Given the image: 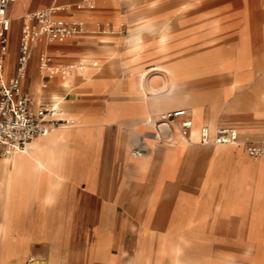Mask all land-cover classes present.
Here are the masks:
<instances>
[{"label": "crops", "instance_id": "0c3cea01", "mask_svg": "<svg viewBox=\"0 0 264 264\" xmlns=\"http://www.w3.org/2000/svg\"><path fill=\"white\" fill-rule=\"evenodd\" d=\"M81 1L16 0L8 6L11 23L3 55L0 42L5 76L16 72L21 19L26 14L62 6L53 16L82 20L84 31L63 40L42 38L29 60L22 92L34 98V108L56 105L57 116L64 121L35 137L26 152L6 154L0 146V182L16 187L18 197L11 194L7 215L0 213V264L6 258L7 229L29 239L28 255L51 258L55 264H264V196L259 199L257 191L249 190L244 198L240 181L222 182L240 178L245 171L250 184H264V154L253 157L244 148V140L253 141L261 134L264 139V0H206V28H218L213 34L206 32V59L219 60L222 66L223 60L231 61L234 66L226 70L221 66L218 73L231 74L236 87L250 92L251 101L242 118L218 123L211 118L213 125L201 123L208 118L204 111L192 106L190 113L179 97L164 102L149 95L145 103H132L126 94L137 89L136 74L125 80L123 73L135 63L129 53L111 54L117 42L105 45L112 41L95 37L116 34L114 23L101 20L91 28L95 11L115 22L123 16V22L133 27L190 3L184 9L187 18L194 0H97L92 8ZM41 53L54 64L82 62L91 69L73 77L80 79L77 83L72 75L51 76L39 69ZM94 58L104 70L98 61H89ZM58 97L63 102L55 104ZM165 106L185 109L195 129L208 126L212 134L219 125L238 132L235 122L246 125L240 127L239 141L227 144L230 148L215 164L216 152L199 143L198 135L183 147L173 141L178 126L147 122L141 111L146 107L155 116ZM220 184L217 206L212 207ZM212 227L218 228L228 251L218 258L205 257L199 244L212 234ZM166 235L178 238L170 241ZM117 236L122 238L113 251ZM126 236H134L135 242ZM147 236L155 247L149 248ZM36 244L40 250L33 253Z\"/></svg>", "mask_w": 264, "mask_h": 264}, {"label": "rangeland", "instance_id": "374dc122", "mask_svg": "<svg viewBox=\"0 0 264 264\" xmlns=\"http://www.w3.org/2000/svg\"><path fill=\"white\" fill-rule=\"evenodd\" d=\"M194 2L195 5L193 7V10L188 13L187 18L184 16V9L190 8V3L188 5H184V8L180 6L175 9L174 6V10L168 13L166 16L154 19L153 23L156 26H159V24L164 21H168V23H170L171 32L169 34L165 52H161L159 50V42L155 37L157 36V32H149L146 30H143V36L146 40L144 46L146 47L142 48V50L139 52V55L134 52H128L127 50H125L124 46L122 45V39L124 40L126 45V36L128 35L129 30H137V28L134 27L137 26V23L134 24L133 27L132 25L128 26L123 22V20L126 19L123 16H119L116 19L117 22H115L106 13L102 11H95L91 15L93 18L91 28L94 29V25H96L97 21L101 20H110L114 23L112 30L115 31L116 34H95V37L104 39L106 41H112L110 43H103L105 45H115L117 42V50L114 53H111L112 55L117 54V52L118 54L119 52L121 54L122 52L129 53L130 62H134L135 64L131 67V70L127 68L124 71L123 78L125 80H132L135 77L133 72H135L136 74L139 68H145L147 67V65H151L156 60H164L163 63L165 67H161L158 70H151L146 76L148 85L147 91L149 92V95H151L152 97L155 96L157 97V99L163 100L164 102H168L174 97H179L184 101V104H187L189 106L188 108H186L190 113L192 110V106H198L204 111L206 117L216 120L217 123L226 121L234 122L233 120L242 118L243 114L248 112V105L251 103L250 92L242 91L240 86L236 87L235 78L231 74L229 75L225 72L221 74L218 73L221 71L219 69V67L222 66L221 61L206 59V51L209 49L208 47H206V32L209 34H213L218 30V28H206V0H194ZM134 15L136 14L134 13V11H132L130 14V19H134ZM136 18L140 17L136 16ZM66 20L69 19L67 18ZM119 42L121 43L120 45ZM119 48H122V51L119 50ZM134 56L137 57L133 58ZM93 60L98 61V59L95 58L89 61L91 62ZM222 62L223 70L234 66L231 61L223 60ZM239 62L240 61H237V63ZM98 63L99 67H102L104 70L105 66H100L99 61ZM237 63L235 64L236 67L238 66ZM213 71L217 72L214 73ZM151 81L155 82L152 86L149 85V82ZM57 84L61 85V82L58 80ZM126 96L131 100L132 103L138 104V102H140L135 98V96L129 94H126ZM171 109L173 108H166L162 111V113H165ZM141 111L143 113L142 108ZM195 112L197 111L195 110ZM162 113L152 117H147L146 121L148 122V120H150V122L154 124V120L158 118ZM234 125L237 126L240 132V136L242 137L240 127L245 126L246 124L235 122ZM255 125L256 127H260L263 124L256 123ZM262 136L263 134H261L259 138L257 137L253 139V141L261 140ZM247 141L250 140H244V143ZM206 148H212L215 150L214 145H206ZM215 159V164H218V158L215 157ZM242 173L243 176H241L240 178H225L222 182H225L226 180H230L234 183L240 181L241 183L239 185V189L242 190L244 198L245 196H249V190H252V193L254 192V190L257 191L258 198H263L264 184H250L245 176V171H243ZM222 188V184L216 187L214 192V203L212 204V207L217 206V201ZM101 228L103 229V226H101ZM218 232L219 230L217 227H212V234L202 237L203 239L199 244L205 257L206 255H208L212 258H218L228 252L227 247L220 242L221 236L217 234ZM165 237L170 241H175L178 238L177 236L172 235H166ZM120 238L122 237H115L113 251L117 250L118 240ZM68 239L70 240L71 238L68 237ZM125 239L128 240V242H131V244L135 242L134 236H126ZM145 239L150 249L151 246L152 248L155 247V242L154 240H151L150 236H147ZM4 241L5 242L3 243V247L6 254L4 264H15V260L17 258V244L15 242L14 244H10V242H8V239ZM80 243L82 242L78 241V244ZM40 246V244H36L33 249V253L39 251ZM22 247L23 248L20 253L25 256V252L29 249V239ZM25 259L28 261H34L30 256Z\"/></svg>", "mask_w": 264, "mask_h": 264}, {"label": "built area", "instance_id": "2783aa9c", "mask_svg": "<svg viewBox=\"0 0 264 264\" xmlns=\"http://www.w3.org/2000/svg\"><path fill=\"white\" fill-rule=\"evenodd\" d=\"M16 0H0V42L2 55L5 53L8 42L7 32L11 19L7 14L8 6ZM97 0H82L81 5L92 8ZM62 6H52L29 13L22 17L19 54L17 57L16 72L11 76L3 74V60L0 57V146L4 153L26 152L31 141L47 130L55 127L64 119L57 115L56 105H39L34 108L35 100L21 90V83L26 75L29 60L33 49L42 38L49 41L63 40L69 35L84 31V22L79 19L65 20L54 17V12L64 9ZM109 26V25H108ZM39 69L51 76L66 78L77 68L84 69L82 62L54 64L51 59L41 53L38 58ZM150 121V120H149ZM155 124L166 123L177 125L179 132L186 139L191 140L192 120L185 109H176L162 113L154 120ZM161 138L160 135H158ZM239 132L230 125H219L213 134L207 126L199 131L198 141L202 144L219 143L235 144L239 141ZM248 155L259 157L264 154V139L247 141L244 143ZM35 264H48L38 260Z\"/></svg>", "mask_w": 264, "mask_h": 264}, {"label": "bare ground", "instance_id": "6f19581e", "mask_svg": "<svg viewBox=\"0 0 264 264\" xmlns=\"http://www.w3.org/2000/svg\"><path fill=\"white\" fill-rule=\"evenodd\" d=\"M142 18V17H141ZM137 30H129L128 35L126 36V42L127 44L124 45L125 50H127L128 52H134L136 54L139 55V52L142 50L145 44V38L143 36V30L152 32L155 31L157 32V36H155L159 42V50L161 52H165L166 51V46L168 43V39H169V34L171 32V26L170 23H168V21H164L162 23L159 24V26H156L153 22H147V23H143L139 26L136 27ZM149 47V46H148ZM170 47V46H169ZM159 51V52H160ZM125 53V52H124ZM158 53V52H157ZM126 54V53H125ZM150 54V53H148ZM137 55V56H138ZM142 55V54H141ZM137 56H134L133 58H136ZM164 60H156L154 61L151 65H147V67L145 68H139L137 70L136 73V80L135 83L138 86L136 90H130V92L128 93L129 95L135 96V98L141 102H146L150 96H149V92L147 91V88L144 85V79L146 78V74H148V72H150L151 70H158L161 67H165ZM147 62V61H146ZM152 62V61H151ZM147 64V63H146ZM242 64V63H241ZM85 65V64H84ZM241 66V65H240ZM244 66V64H243ZM89 65H85L84 69H80L77 68L76 70H74L71 73V80L75 83H77L80 79L76 78L77 80H73V77H80L82 74L87 73L90 71L91 68H89ZM149 67V68H148ZM77 75V76H76ZM66 85H69V81L65 82ZM172 92V91H171ZM54 93V92H53ZM52 94V93H51ZM50 94V95H51ZM41 97V96H40ZM186 100V99H185ZM183 101V100H182ZM62 103L63 99L61 98H57L54 103ZM165 105V104H164ZM166 109V106L164 107ZM221 108V107H220ZM158 109V108H157ZM143 113L146 114L147 117H152V113L150 112V110L146 107L142 108ZM221 110V109H220ZM156 111V110H155ZM149 121V120H148ZM205 123H207L208 125H213L215 122L211 119V118H207L205 121ZM177 126V125H176ZM202 127V126H201ZM200 127V128H201ZM208 127V126H207ZM177 128V127H176ZM194 125L192 122V128H191V140L186 139L184 136H182L180 134V132L177 130L174 134V139L173 141H177L179 144H181L183 147H188L190 146V144H192L193 140L196 139L197 135L199 137V131L200 128L197 129H193ZM209 128V127H208ZM210 129V128H209ZM215 129V128H214ZM213 129V130H214ZM163 130V129H162ZM211 130V129H210ZM212 130V131H213ZM196 141V140H195ZM198 141V138H197ZM199 142V141H198ZM200 143V142H199ZM202 144V143H201ZM204 145H214L215 146V152H216V158H219L218 156L221 155V153H223V151L225 150V148H230V145L227 144H219V143H208V144H204ZM238 146V145H236ZM263 155V154H262ZM259 185V184H258ZM253 186V185H252ZM16 187H10V185H8L7 181H3L0 182V213L1 215L6 216L7 212L9 211V199L11 194L14 195L16 198ZM255 191V190H254ZM254 193V192H253ZM2 221V220H0ZM7 223L11 222L10 220H6ZM16 226V225H15ZM19 227V226H18ZM20 228V227H19ZM8 239L10 242V244H14V242L17 244V258L15 260V264H35L36 261L38 260H44L46 261L48 264H55L53 259L51 258H40V257H34L32 255H28V251L30 249H28L25 252V256L22 255L20 253V251L22 250V246H24L26 244V242L28 241L27 237L25 238L24 235L21 234H12L8 229L5 231V234L3 236V243L5 242L4 240ZM24 256V257H23ZM28 256L32 257L34 261H28L25 258H27ZM12 261V260H11ZM14 261V260H13Z\"/></svg>", "mask_w": 264, "mask_h": 264}]
</instances>
